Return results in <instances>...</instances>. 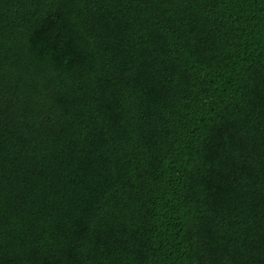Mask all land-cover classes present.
Masks as SVG:
<instances>
[{"label": "trees", "instance_id": "trees-1", "mask_svg": "<svg viewBox=\"0 0 264 264\" xmlns=\"http://www.w3.org/2000/svg\"><path fill=\"white\" fill-rule=\"evenodd\" d=\"M0 264H264V0H0Z\"/></svg>", "mask_w": 264, "mask_h": 264}]
</instances>
